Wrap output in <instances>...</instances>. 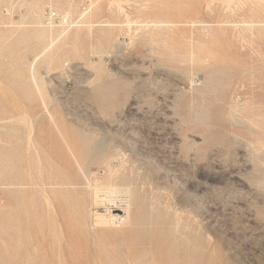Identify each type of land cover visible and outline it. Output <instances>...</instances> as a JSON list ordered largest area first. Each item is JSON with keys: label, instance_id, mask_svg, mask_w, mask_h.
Here are the masks:
<instances>
[{"label": "rangeland", "instance_id": "374dc122", "mask_svg": "<svg viewBox=\"0 0 264 264\" xmlns=\"http://www.w3.org/2000/svg\"><path fill=\"white\" fill-rule=\"evenodd\" d=\"M0 264H264V0H0Z\"/></svg>", "mask_w": 264, "mask_h": 264}, {"label": "bare ground", "instance_id": "6f19581e", "mask_svg": "<svg viewBox=\"0 0 264 264\" xmlns=\"http://www.w3.org/2000/svg\"><path fill=\"white\" fill-rule=\"evenodd\" d=\"M69 14V13H68ZM70 15V14H69ZM34 65V64H33ZM32 70L34 71V66L32 67ZM33 73V72H32ZM33 78V77H32ZM34 79V78H33ZM35 80V79H34ZM37 84V83H36ZM71 151V150H70ZM72 153V152H71ZM73 155V154H72ZM74 156V155H73ZM79 163V161H78ZM80 164V163H79ZM81 169H82V166L80 165ZM113 177V176H112ZM91 186V185H90ZM98 186V185H97ZM106 188L103 189L104 190V193H108L109 196H118L120 194H131L132 192V189L131 187L129 186H120L118 185L117 183H113L111 182L110 184H108L107 186H103V188ZM100 188V187H99ZM97 188V189H99ZM102 188V187H101ZM97 189H96V192H97ZM44 191V190H43ZM100 191V190H99ZM103 192V191H101ZM97 197V196H95ZM117 198V197H116ZM123 198V197H122ZM110 200V199H109ZM103 201V200H102ZM128 205V209H127V216L126 217H122L120 216L119 218L117 217V214H111L110 216H107L105 215V213L103 212H100L99 214H97V217H96V222L95 224L99 225V226H105V225H111V223H115L116 225H122L123 222H126L128 223V221H130V204H127ZM95 219V218H94Z\"/></svg>", "mask_w": 264, "mask_h": 264}, {"label": "built area", "instance_id": "2783aa9c", "mask_svg": "<svg viewBox=\"0 0 264 264\" xmlns=\"http://www.w3.org/2000/svg\"><path fill=\"white\" fill-rule=\"evenodd\" d=\"M74 19L66 12H61L51 7L44 15V25L49 29L70 30L75 25ZM120 216H118L119 218Z\"/></svg>", "mask_w": 264, "mask_h": 264}]
</instances>
